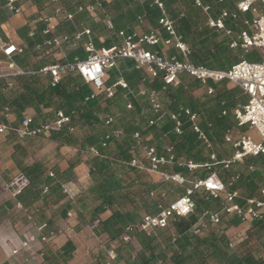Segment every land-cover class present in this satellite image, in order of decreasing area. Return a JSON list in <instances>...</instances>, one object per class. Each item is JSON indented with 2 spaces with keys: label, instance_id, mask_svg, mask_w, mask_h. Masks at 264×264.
<instances>
[{
  "label": "crops",
  "instance_id": "1",
  "mask_svg": "<svg viewBox=\"0 0 264 264\" xmlns=\"http://www.w3.org/2000/svg\"><path fill=\"white\" fill-rule=\"evenodd\" d=\"M144 1L145 0H137L140 4ZM239 1L241 0H224L222 2H219L218 0H206L204 3H201L203 6L208 7L207 13L203 12V10L200 7H197L194 3L191 8L180 12V15L198 14L195 27L198 30H203L205 32V35L207 36V43L205 42L206 45L210 46L213 42L216 44L227 42V57L210 59V66L204 65L201 60L197 61V63H193L190 57L192 56L191 54H193V51L188 48L189 46L186 45L188 48V54L185 57L180 50L175 48L174 40L170 37L168 38L171 41L169 45L161 42L158 45L149 46V50L153 52H160L161 55L167 58L175 57L180 61L187 59L195 65H202L212 70L222 71L230 68L233 64L244 59V55L241 57L231 56L232 52L236 51L235 53H240L241 51L238 47L233 48L230 46L232 40H234L241 31H247L250 34L253 33V28L250 25H245L244 22H250L251 20L257 18L263 12V7L257 8L256 4L258 1H256L253 6V9H255L254 12L250 10L242 14L237 13V18L235 20L230 18L226 19L225 25L231 30V35L229 36H227L223 31L210 28L207 25V20L208 17L212 19L219 18L221 11L235 13L236 4ZM6 2L7 0H0V37L3 43H11L22 48V54L15 56L16 62L20 61L23 64L35 62L36 66L39 65L38 68L52 64H62V61L64 63L69 62L66 59V53L61 46H52L54 50H59L55 51L54 54V56H58L59 59L52 60L54 62L46 61L44 55L42 56L40 52L44 47L48 46L45 44L46 41L43 42L42 45L41 43H37L35 41L34 36L37 35L39 30H41L43 36L46 35L43 34V31L45 30L47 24L43 23L40 19L46 17L52 18V22L49 24V27H51L50 33L53 32L55 26L60 21L59 17L61 15H55V7L50 4L48 0H18L15 3V6L20 7L21 9L18 14L10 12L6 8ZM122 10H124L123 13L126 12L125 8ZM103 23H105V21H103ZM141 24L145 27L147 34L150 32H156L159 34L158 36L161 37L159 29H154L151 23L144 18L141 23H137L134 27V33L135 29L140 27ZM31 33L32 36H30ZM101 38L104 40L105 37ZM161 39L163 38L161 37ZM91 40L93 39L91 38ZM103 40L99 41L102 42ZM258 54L259 58H261L259 51ZM0 59H2L1 53ZM34 67L35 66H23V68L36 69ZM178 80L179 85L176 88H171L170 93H166V96L163 95L164 93L161 94L165 99L163 102L158 101L163 111L162 117L157 119L154 114L148 111L147 102L138 101L135 98L136 104L140 109V115H136L137 113L133 111L131 106L132 110L129 113H133L132 118L127 120V123L123 124L122 128L118 127L116 124H114V126L126 133L125 129L127 126H132L134 122H140V130H145L146 123L149 120L153 119L156 121L157 119L156 122H162L167 116L169 117L170 113H174V111H176L180 106H184L194 112L197 115L196 125L205 133L210 144V147L207 148L203 142L197 139L202 147L201 154L205 161L200 163L190 161L189 155L185 152L187 144H184L182 148H180V146L171 148V146L168 145V138L166 135L159 137L158 132H153V135L157 138L159 137V140H157L156 145H151L155 148L158 155H165V151L168 148L174 156L176 163L174 165L164 166L161 168L162 170L169 173H179L188 178L187 175L189 174L193 176V173L186 168L179 167L177 163L186 164L187 162H192L196 165L210 164V155L212 154L215 156L217 161L230 160L236 152V148H234L233 143L236 142L242 135H246L253 140L250 132L254 129L249 128L248 126L237 127L236 125L233 117V111L235 108L245 104L247 101V97L237 87L225 82L215 84V88L210 85L211 83L207 86H202L195 79L186 74L180 75ZM4 84V82H0V87ZM14 84L15 82H13V86L10 87L11 89L14 88ZM207 87L213 88L214 91L212 94H207ZM218 92L220 93L218 94ZM9 94L10 93L5 90H2V93H0L1 106H4V102H2L1 98L2 95L8 96ZM220 94L222 95L221 97H219ZM127 104L130 103L125 100L124 106ZM123 109L125 110V107H123ZM36 113L40 115V121L37 117L39 115ZM123 113L128 112L124 111ZM25 116H31L33 118L32 127L41 123L52 122L55 119V113L52 109H43L41 106L38 108H27L20 113V115L13 112L6 118L0 115V117L4 120V123L11 124L13 126H18L20 119ZM142 127H144V129H142ZM188 130L191 131L190 124L188 126ZM227 132L230 134V142H226L224 139ZM141 138H145V134H142ZM132 146L133 145H131V148ZM205 148L211 149L209 150L210 153H206L204 150ZM132 149H135L137 154L134 153L130 158L124 159L122 163H115V171L113 174L114 178L120 181L121 186H123L121 191L124 192L129 189L127 188L128 186L134 184L135 180L138 181L136 187L141 189L139 190L140 192L138 191L136 194L138 196H127V199H125L121 205V208L128 209L131 206L129 204V200H132L137 204L140 210V215L136 221V224H138L144 215L157 214L160 208H164L182 197L183 192L180 188V195L173 197L171 195L170 188L173 185L176 186V184L171 182L163 183L157 175L150 174L146 171L137 170L135 168L132 170L129 166V162L132 159L142 160V154L139 149ZM74 151H77V154L74 155ZM80 153L84 154L85 158H79L80 156L78 154ZM92 155L93 154L89 151L82 152L79 150V147L75 148L73 141L69 144H58L49 140V135L46 134L24 140H17L13 137L11 138L0 135V264H42V258L40 255L42 245L34 242L31 243L27 249H19V246L26 238L30 236L36 237L38 235L36 227L43 223L47 225L48 230L58 232L54 238L50 239L47 245L49 249L60 252L62 247L67 242H70L73 246V251L63 264L94 263V253L98 251L96 250V246L99 245L97 237L94 236L91 228L83 227V223L85 222L83 217L84 212L88 213L90 211L87 209V204H85L84 201L86 202L88 199L89 202L93 201V198L96 195L95 193L99 191L97 185L103 182V179H93L89 174V168L93 165ZM76 158H79V162L75 161ZM34 163H40L47 169L46 179L49 182V190L47 194L41 193L39 196L31 197L30 192L27 191V187L24 189L21 196L12 198L9 192L3 191V186L21 173V166H30ZM71 163H73V167H69ZM143 164L146 166L148 165V162L143 161ZM234 164L236 165H230L228 169H224L221 166H211L210 168L199 167L197 169H205L204 171H209L206 175L204 174V178L213 172L222 182L225 183L230 178L237 177L234 186L232 188L229 187L228 190H238L240 198L236 199V202L241 206L244 205V199L246 198H259L264 201V197L260 196V191L264 188V155L258 157H247L244 158L242 162ZM48 172H52L53 174L57 172L58 175L54 174L56 177L54 179H50L47 175ZM127 175L133 176L131 183H129L130 185H126L124 182L128 179V177H126ZM57 178L60 181L59 186L55 185V182H58ZM196 178L197 176L193 177L191 180L202 179ZM61 184H67L71 192L74 194L72 201L68 200V197L61 193ZM152 185L154 187L151 188L149 194L142 193L143 190ZM199 193L202 195L207 194L204 191L196 192L197 195ZM168 198L171 199L167 203H164ZM16 202L21 203L23 207L22 210L16 208ZM152 202L153 213H148L151 209ZM82 204H84V206L81 207ZM113 208L98 215L97 220L103 221L110 218ZM204 211L207 210H203L201 208L194 212L193 216L195 217V222L193 225H197L198 219ZM67 212H72L75 217L73 216L68 218ZM209 212L217 213L219 215L220 222L223 226H225V234L228 238L229 234H238V230L242 229V227H246L247 225L245 222L241 221L237 226L230 225L229 222L233 219V216L226 215L222 212V210H220V208ZM262 213L264 214V208L262 209ZM28 217H30L31 220H29ZM215 228V225L209 224L206 230H212ZM201 229H203V227H201ZM201 231L202 230H200V234L205 232V230ZM15 249L19 250L16 254H12V251ZM102 249L106 251L109 247L102 246ZM261 250L262 251H260L259 254L260 256L264 253L263 246L261 247ZM261 262L264 264L263 261Z\"/></svg>",
  "mask_w": 264,
  "mask_h": 264
},
{
  "label": "trees",
  "instance_id": "2",
  "mask_svg": "<svg viewBox=\"0 0 264 264\" xmlns=\"http://www.w3.org/2000/svg\"><path fill=\"white\" fill-rule=\"evenodd\" d=\"M107 1H102L100 7L95 9V13H97L99 17L101 16L102 21L103 19L110 21L112 24L111 29H108L105 24L94 23V19L85 9V6H94L96 0H60L59 4L67 12L73 14L72 19H61L55 26L53 32L45 36H43L41 30H39L37 35L34 36L35 41L42 45L43 42L51 40L52 38H66L60 45L66 53V59L68 61H72L74 58L83 60L86 58V54L82 43L86 38L83 37L79 41H74V35L80 32L84 27L88 26L90 28L91 38L93 39L92 41L95 48L101 49L109 48L117 45V43L120 45L122 43V37L119 36V32L128 34L133 33L134 27L139 23V18H142V20L144 18L149 21L154 29H159L161 37L167 40L169 36L165 29L159 24V20L165 17L169 21L171 20L175 34L180 36L181 41L185 45H188V48L193 51V54H191L192 56H190L193 63H197V61L201 60L204 65L210 66V59H218L227 57L228 55L227 42L221 44L213 42L210 46L206 45L207 36L205 32L195 27L198 14L180 15V12L194 5V0H162L164 15L161 10L149 0H145L142 4L137 2V0ZM205 1L206 0H201L202 3ZM79 6L82 7L80 11L77 9ZM124 8L126 9L125 13H123L124 10H122ZM105 28L110 31L109 36H105ZM103 35L105 38L100 42V37ZM50 49H53V47L47 46L40 51L41 55H44L46 61H49ZM17 63L21 67L24 66L20 61H17ZM61 63L64 62L62 61ZM38 66L34 67L36 68L35 70L39 69ZM119 79L125 82L127 89L116 86L111 98H105L102 94H98L88 100H85V98L92 94L91 88L85 84L78 75L69 72L63 73L61 82L54 87L49 85L46 76L18 77L14 80V88H6L5 84L0 87V93H2V90L10 93L8 96L2 95L1 98L2 102H4V106H7L11 113L13 112L20 115V113L27 108H38L41 106L43 109H52L55 114L57 111H62L70 118L72 127H76L77 125L88 126L93 131L92 134L88 135L78 144L79 150L82 152H87L90 148H93L97 152V156L92 155L93 165L89 168V174L93 179H103V182L97 185L99 191L95 193L96 195L93 198L96 205L90 209L89 213L92 216V220H95L98 215L106 210L112 209L113 207L116 208L110 218L99 221L93 228L95 229L96 235L102 237L104 246L115 251L116 259L119 257L124 246L122 242L124 228L126 226H136L137 218L140 215L139 207L132 200H129L131 206L128 209L121 208L122 202L127 199L128 194L127 192L121 191L123 186H121L120 181L114 178L113 174L115 171V163H122L124 159L130 158L137 152L135 149L131 148V145H133L131 139L133 133L138 132L142 135L158 132L159 137L166 135L168 138V145L171 146V148L177 146L182 148L184 144H187L185 152L189 155L190 161L197 163L205 161L201 154L202 147L196 135L188 130L189 123L185 118H181L182 135L180 136L173 133L174 123L167 116L166 119L162 122H157L155 125L148 126V123H146L145 130H140V122H134L132 126L129 125L125 129L127 134L123 131L124 137L120 140H105L109 128L99 123L98 118L105 115L113 117L114 115L110 112L112 106H121L122 109L120 112L123 113L126 111L124 103L125 100H127L132 106L133 111L137 113L135 114L140 115V109L136 104L135 98L138 101L147 102L148 105L147 97L138 94L140 89L154 92L155 95L164 93L163 95L166 96V93H170V89L173 88L164 85V82L159 76L156 78H149L143 70L136 69L133 62L126 59L119 60L116 67L107 71L105 85L111 86ZM210 85L215 88V84L213 85L211 83ZM219 93L220 92H218V94ZM221 96L220 94L219 97ZM123 107H125V110ZM174 112H177V110ZM0 122L4 123L2 117H0ZM96 128H101V130H94ZM112 128H115L114 123L112 124ZM70 135L71 133L64 128L59 132L50 133L49 140L58 144H69L71 142ZM8 137L14 138L12 135H8ZM75 161L79 162V158H76ZM69 167H73V163H71ZM130 168L134 170V168ZM198 171L199 169H195L191 172L194 174L193 176H197ZM46 172L47 169L40 163H34L30 166H21V173L29 181L27 191L30 192L31 197L39 196L42 192V188L45 185H49L46 179ZM207 173H209V171H207ZM54 174H57V172ZM205 175L197 177L203 179ZM54 177L56 176L54 175ZM57 180L58 182L56 181L55 185L59 186L60 181L58 178ZM153 187V185L148 187L143 190L142 193L149 194ZM21 194L19 196H21ZM197 196L196 192L192 196L195 203L194 212L201 208L207 211H214L217 208L221 210L222 207L219 199H212L208 197L207 194H203L200 199H198ZM82 206H84V204H82L81 207ZM194 212L188 217L170 220L169 225L165 229L156 230L153 232V236H145L142 242L145 244L146 249L151 250V254L148 258H138L140 261H135L136 258L133 260L129 258L128 261L130 262L128 263L262 264L259 258L260 251L262 250L252 248L247 239L235 247L229 246L230 240L225 234V226H223V224H220L219 227L212 230L201 229L202 231L205 230L203 234H193L191 232V227L195 222V217L193 216ZM148 213H153V202ZM232 218L233 219L229 222L230 225L237 226L241 221L236 216ZM109 230L114 232L113 236H111ZM248 231V238L256 236V239H259L264 236V217L261 220L254 221L252 227ZM156 233H158V236L162 237V242L165 245L164 249L171 252L170 257H167L164 251L159 252L158 255L152 254L156 246L149 248L148 244L158 237ZM40 250L42 264H63L73 251V246L70 242H67L60 252H58L49 249L46 244H42ZM99 254L100 256L97 257L92 264H104L107 262L106 251L103 250ZM116 259L111 261V263L115 264Z\"/></svg>",
  "mask_w": 264,
  "mask_h": 264
},
{
  "label": "built area",
  "instance_id": "3",
  "mask_svg": "<svg viewBox=\"0 0 264 264\" xmlns=\"http://www.w3.org/2000/svg\"><path fill=\"white\" fill-rule=\"evenodd\" d=\"M18 0H7L6 8L14 13H20V7H16L15 3ZM27 1V0H22ZM106 0H96L94 6H85L87 12L93 16L95 9L100 7V3ZM152 4L157 6L164 15V7L162 0H149ZM222 2L224 0H218ZM256 1H260L263 7V12L250 22H244L245 25H250L253 28V33L247 31H241L234 40H232L231 47H239L244 52L250 49H257L261 55L260 62H248L244 59L230 66L226 70H212L202 65H195L185 59L180 61L175 57L167 58L160 54V52H153L144 45L154 46L163 42L169 45L171 41L169 39H161L160 36L153 32L146 33L138 36L136 33H124L119 32V36L122 37V43L118 46L114 45L109 48L96 49L93 41L91 40V32L88 26L84 27L80 32L75 33L74 41H79L83 37L84 40L82 46L86 54V58L79 60L74 58L72 61L62 64H52L41 67L37 70L23 68L15 61V56L22 54V48L20 46L3 43L0 37V53L2 59H0V82H4L6 88L13 86V82L18 77L23 76H46L48 83L51 87L56 86L62 80L63 73H75L79 78L87 84L91 90L90 94L85 100L92 99L95 95L102 94L105 98H111L116 86H120L123 89H127V85L123 80H118L111 86L105 85V78L107 71L116 67L119 60H130L133 62L136 69L143 70L149 78L160 77L164 82V85L177 87L179 85L178 77L182 74H186L202 86H207L209 83H228L237 87L247 97L245 104L237 107L233 111V117L237 127L248 126L254 129L259 138V142L253 141L246 135L240 136L236 142L233 143L236 152L230 160L217 161L215 156L210 155L211 163L196 165L192 162L186 164L177 163L179 167L186 168L189 171L202 168H210L211 166H221L224 169L234 163L242 162L247 157H258L264 155V0H241L236 4V12L229 13L227 11H221L219 18L212 19L208 17L207 25L210 28L223 31L227 36L231 35V30L225 25V20L230 18L235 20L237 13H246L250 10L253 12L254 4ZM55 9V15H61L65 20H71L73 14L67 12L60 4V0H48ZM194 4L200 7L203 12L207 13L208 7L203 6L200 0H194ZM78 11L82 10L79 6ZM43 23L47 24L43 34H49L51 27L49 24L52 22L51 17L40 19ZM142 22V18H139V23ZM159 24L165 29L168 36L174 40V46L180 50L184 56L188 54L187 46L181 41L180 36H177L172 28V23L167 18L159 20ZM105 25L108 29L112 28L110 21L106 20ZM32 36V33L30 34ZM66 38H52L45 42L48 46H60ZM212 87H207V94L213 93ZM141 96H146L149 111L156 116L157 119L162 117L163 111L160 104L157 102L155 93L148 92L145 89H140L138 92ZM126 109H131V105L127 104ZM10 109L6 106L0 105V115L6 118L10 115ZM170 120L174 123L173 133L177 136L182 135V120L185 118L190 124L191 131L196 135L197 139L209 148L210 144L205 133L196 125L197 115L183 106L178 107L177 112L169 114ZM156 119V121H157ZM99 123L108 127L109 131L105 136V140H120L124 137L122 130L112 128L114 118L109 115L101 116L98 118ZM149 120L148 126L155 125L157 122ZM33 118L31 116H25L20 119L18 126L0 122V135L8 136L12 135L17 140H24L27 138H34L41 135H49L52 132H59L66 128L68 132L72 133L75 127L70 124V118L66 116L62 111H57L55 119L52 122H45L33 126ZM133 141L132 148H138L142 154V160L132 159L129 162V166L137 170L146 171L150 174L157 175L160 181L163 183L171 182L180 186H184V193L182 197L176 201L170 203L164 208H160L155 215H144L140 222L136 226H126L124 228L123 240L128 242L130 240L129 235L142 234L144 236H151L156 230L165 229L170 220L175 218H185L191 215L195 210V203L192 196L195 192L204 191L208 197L212 199L220 200L221 210L226 215L236 216L248 224H253L254 221L261 220L264 217L262 209L264 208V201L259 198H246L244 199V205H239L236 199L240 198V193L236 189L228 190L229 187H233L237 177L230 178L226 183L222 182L215 173L211 172L206 178L198 180H189L179 173H169L162 170L164 166L174 165L176 163L173 154L170 149H166L165 155H158L153 146L144 142L141 135L138 132L133 133L131 137ZM225 141L230 142V134L227 132L225 135ZM104 146V144H103ZM89 152L97 156V152L90 148ZM143 161L148 162V165H144ZM48 177L54 179V174L48 172ZM29 185L28 179L19 173L12 180L8 181L3 186V191L9 192L12 198L18 197L24 189ZM49 186L45 185L42 188V194H47ZM60 191L62 194L68 197V200L72 201L74 194L71 192L67 184L60 185ZM260 196L264 197V188L260 191ZM16 208L22 210L21 203L16 202ZM74 214L67 212V217L71 218ZM31 220L30 217H28ZM220 226V217L217 213H211L204 211L199 219L197 225L191 227L193 234H199L201 227L205 226V223ZM38 235L36 237H28L22 241L19 249H27L31 243L47 244L50 239L54 238L58 232L48 230L45 223L36 227ZM174 241V239H173ZM232 243L229 242V246L232 247ZM19 249L12 251V254H16ZM107 262L104 264H112L111 261L116 259V253L112 249L106 250ZM261 261L264 262V253L260 256ZM162 264V262H158ZM167 264H173L167 262Z\"/></svg>",
  "mask_w": 264,
  "mask_h": 264
},
{
  "label": "rangeland",
  "instance_id": "4",
  "mask_svg": "<svg viewBox=\"0 0 264 264\" xmlns=\"http://www.w3.org/2000/svg\"><path fill=\"white\" fill-rule=\"evenodd\" d=\"M256 6H257V8H261L262 7L261 4H260V1H258ZM106 11H107V9H106ZM59 18H60V20L63 19L62 16H60ZM92 18L94 19V23H96V24H99V23L102 24V25L105 24V23H103V21L105 19H103V21H102L101 20V16L99 17V15L97 13H95V12H94V15L92 16ZM142 25L143 24H141L140 27L135 29V33L138 36L146 34L145 27L142 26ZM109 32L110 31L106 30V28H105V36H109V34H110ZM153 33L157 34L156 32H153ZM157 35H159V34H157ZM105 36L103 35L102 37H105ZM100 40H103V38L100 37ZM116 46H118V43H117ZM144 47L149 49V45L148 46L144 45ZM49 51H50V58L48 59L49 61L58 60L59 59L58 56H54L55 51H59L58 49L54 50V48H53V49H50ZM232 51H234V50H232ZM235 52L236 51L232 52L231 56L241 57L242 55H244L243 58L245 60H247V61H253V62H260L261 61V58H259V54H258V51L256 49H250L247 52H244L243 50H241L240 53H235ZM28 63L29 64L26 63L24 65H26L28 67L36 66L35 62L34 63L28 62ZM155 97H156L157 102L158 101L159 102H163L165 100L164 96L161 95V94H156ZM121 109H122L121 106H116L115 105V106H112L110 108V112L114 115V118H115L114 119V124H116L118 127L122 128L123 124H126L127 123L126 121L130 120V118H132L133 113H129L132 109H126V112H128V113H121L120 112ZM148 111H149V106H148ZM36 114L39 115L38 113H36ZM37 117H38V120L40 121L41 120L39 118L40 115L37 116ZM142 129H144V127H142ZM94 130L100 131L101 128H96ZM92 133H93V131L88 126L77 125L74 128V131L70 135L71 141H73V144L75 145V148L76 147L78 148L77 144L80 143L81 139L83 140L84 138H86L88 135H90ZM250 134L252 135L254 141H259V136L255 132V130L251 131ZM142 140H144V142H146V143L148 142L147 144L156 145L157 140H159V137L157 138L156 136L153 135V133H146L145 134V138H143ZM204 150H205L206 153H210L209 150H211V149L205 148ZM76 152L77 151H74L73 154L74 155L77 154ZM78 155L80 156L79 158H85L84 154L80 153ZM232 165H236V164H232ZM204 170L205 169H199V171L197 173V176L206 174L207 170L206 171H204ZM247 172L249 173L248 170H247ZM188 175H187V177L189 178V180L193 179V177H196V176H191V175L188 176ZM126 177H128V179H126L124 182H125L126 185H128L129 183H131V180H132L133 176L132 175H127ZM198 178L199 177H197L196 179H198ZM137 182L138 181L135 180L134 184H131V186L127 187V188H129V189L126 190L128 196H130V197H137L138 196L136 194L141 189L136 187ZM173 184H175V183H173ZM180 188L182 189V191L184 193V186L180 187V185H177V184H176V186L173 185L170 188L171 189V195L173 197L179 196L180 193H181L180 192ZM200 197H202V194L199 193L197 198L200 199ZM170 199L171 198H168L167 200H165L164 203H167ZM84 203L87 204V209L88 210H90L92 207H94V205H96V203L94 201L89 202V199L86 200V202L84 201ZM115 210L116 209L113 208V211H115ZM113 211H111V213H113ZM74 217H75V215H74ZM83 217L85 219V222L83 223V227L84 228L85 227L86 228L90 227L91 230L93 231L94 236L97 237L99 246H96V250H98V251H96V253H94V259H97V257L100 256V254H99L100 250H101V252L104 250V249H102V246L104 247L103 239L101 238V236H97L96 232H95V229H93L97 225V223L99 221L97 220V218L95 220H92V216L90 215L89 212L88 213L84 212ZM246 224H247L246 227H244V228L242 227V229L238 230V234H235V235L229 234L230 242L233 244L232 246L235 247V246H237L238 244H240L241 242H243L244 240L247 239L249 241L250 245L252 246V248H254V249L257 248V249L261 250V247L264 245V236H262L259 239H256V236L248 238L247 232H249L248 230L252 227V223L251 224L246 223ZM208 226H209V223L206 222L205 226H203V229H207ZM109 232L111 233V236L114 235V232H111L110 230H109ZM156 235L158 236V233H156ZM123 236H124V230H123V234H122V242H123L124 246H123L122 252L120 253L119 257H117V259L115 261V264H130V263H128V262H130V261H128L129 258H130V260H133L134 258H136L135 261H140L138 258H143V259L144 258H148V256L151 254L150 253L151 250L146 249L145 248L146 247L145 244H143V242H142L143 238L145 237L144 235H142V234L129 235L130 240L128 242H125L123 240ZM92 237H93V235H92ZM46 245H48V243ZM148 246H149V248H153V246H156L155 249H154V252H152V254L154 253L155 255H158L159 252L164 251L166 253L167 257L171 256V252L164 249L165 245L162 242V237L161 236L156 237L154 241L152 240L148 244Z\"/></svg>",
  "mask_w": 264,
  "mask_h": 264
}]
</instances>
